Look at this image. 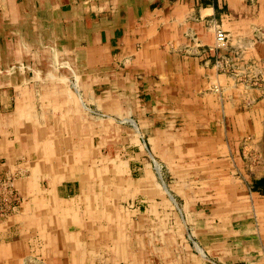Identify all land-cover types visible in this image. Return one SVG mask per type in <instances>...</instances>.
<instances>
[{
	"label": "crops",
	"instance_id": "0c3cea01",
	"mask_svg": "<svg viewBox=\"0 0 264 264\" xmlns=\"http://www.w3.org/2000/svg\"><path fill=\"white\" fill-rule=\"evenodd\" d=\"M263 26L264 0H0V264H264V96L222 67Z\"/></svg>",
	"mask_w": 264,
	"mask_h": 264
},
{
	"label": "rangeland",
	"instance_id": "374dc122",
	"mask_svg": "<svg viewBox=\"0 0 264 264\" xmlns=\"http://www.w3.org/2000/svg\"><path fill=\"white\" fill-rule=\"evenodd\" d=\"M257 31L260 33L258 39L264 41V26L258 28ZM222 63L225 71L234 76L236 83L243 84L247 88H256L264 96V61L259 63L247 60L243 63L238 60H224Z\"/></svg>",
	"mask_w": 264,
	"mask_h": 264
},
{
	"label": "built area",
	"instance_id": "2783aa9c",
	"mask_svg": "<svg viewBox=\"0 0 264 264\" xmlns=\"http://www.w3.org/2000/svg\"><path fill=\"white\" fill-rule=\"evenodd\" d=\"M216 39L220 45L227 42V34L222 30H217ZM19 195L14 188V179L11 176L0 178V217L6 216L18 205Z\"/></svg>",
	"mask_w": 264,
	"mask_h": 264
}]
</instances>
